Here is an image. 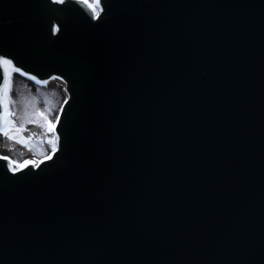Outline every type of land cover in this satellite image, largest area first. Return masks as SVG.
<instances>
[{
  "label": "water",
  "instance_id": "1",
  "mask_svg": "<svg viewBox=\"0 0 264 264\" xmlns=\"http://www.w3.org/2000/svg\"><path fill=\"white\" fill-rule=\"evenodd\" d=\"M120 1L111 0V17L108 24L99 21L97 26L98 30L111 28L108 35L101 40L93 34L73 40L66 32L71 28L72 21L63 12L64 4L52 0H0V51L13 52L25 60L24 62L30 63L37 72L48 65H56L57 71L59 67H66L75 75L78 85H81V82L84 85L102 82L105 73L109 74L108 70L113 66L110 52L119 48L117 55L123 60L128 56V49L134 46L132 43L123 46L126 41L120 40L122 36L119 31L124 30L128 24L125 22L122 25L118 23L119 18L116 20L118 8L115 4L120 5ZM205 1L209 7H204L197 13H208L217 22L222 21V24L226 18L232 16L231 33L240 41L241 52H238L230 41L227 43L226 54L219 56L224 59L223 69L229 77L244 80L252 70L251 65L247 64L249 42L253 55L260 56L261 48L257 38L262 33L256 35V32L261 26L259 23L264 0H217L214 3ZM195 7L196 4L192 6L190 0H172V3L170 0H163L162 10L158 12L161 18L155 17L154 21H163L166 29H172V32L167 33L159 29L160 37L174 41L173 29L181 30L182 24L172 27V21L196 19ZM239 12L243 13L245 20L241 25H236L237 19L241 18ZM84 18L87 23L91 22L87 14ZM54 25L60 26V32L53 31ZM130 26L135 29L136 22L131 20ZM245 27H251V32ZM85 32L83 35H86ZM113 39L117 40L115 45L110 43ZM135 39V36L128 35L126 40L130 42ZM135 49L139 54L138 44ZM138 58L140 62H147V59L143 60L139 55ZM125 91L128 92L126 89ZM180 122L184 120L165 126L170 143L177 134ZM146 127L150 138L158 135L157 132L153 133V124H147ZM130 132L134 133V130ZM152 146L149 143L145 151L152 149ZM117 152H120L119 148ZM163 175V172L158 173L155 185L164 184ZM83 185L88 187L86 183ZM79 193L75 204L60 205L56 202L47 211L44 207H39V210L31 215L22 214L17 206L0 199V264H137L131 261L134 251L127 242L131 225L118 220L92 221L90 214H83L82 206H91L89 202L84 201L87 193ZM60 198H68L66 189L61 191ZM11 208H14L16 215L10 219L3 217L2 213ZM89 213L92 214L91 211ZM110 236L121 239V243L116 240L121 244L118 250L112 246L114 239H110Z\"/></svg>",
  "mask_w": 264,
  "mask_h": 264
},
{
  "label": "snow or ice",
  "instance_id": "2",
  "mask_svg": "<svg viewBox=\"0 0 264 264\" xmlns=\"http://www.w3.org/2000/svg\"><path fill=\"white\" fill-rule=\"evenodd\" d=\"M56 3L64 4L66 0H55ZM78 2L82 5H86L90 11L93 19H99L101 15V11H103V5L100 3V0H93V2H89V0H78ZM53 31L59 32L60 26L54 25ZM9 66H11L15 71H20L23 73L24 76H31L33 80H36L37 77L32 75L29 72L23 70V68H18L15 65L14 59L9 55L5 54L3 51H0V67L3 68L5 72V76L3 79V83L0 84V132H2L6 137H10L13 140L19 139L21 143H27V139L22 136L23 132V124L17 126L16 120L13 118L15 113L10 110V104L14 103L15 101L11 98V85L12 81L10 79V73L8 72ZM63 79V77H60ZM41 84L47 83L46 80H40ZM67 103V101H65ZM63 109H61V112ZM27 115V110H26ZM32 115H39L44 117V127L48 130L49 133L52 135L49 137V143L51 144L52 153L55 154L58 150V142L60 141V136L57 133V124L60 121V116L56 117V120L53 121L49 119L45 113L41 110H37L36 113ZM27 120L25 121V123ZM33 123H39V120H32ZM4 160L10 161L8 163L7 168L12 173H18L22 169L26 168L28 165L35 166L37 168L40 167V163L37 160H25L22 163L16 160H12L11 157H0ZM52 157L50 155H45L44 159L49 160Z\"/></svg>",
  "mask_w": 264,
  "mask_h": 264
},
{
  "label": "rangeland",
  "instance_id": "3",
  "mask_svg": "<svg viewBox=\"0 0 264 264\" xmlns=\"http://www.w3.org/2000/svg\"><path fill=\"white\" fill-rule=\"evenodd\" d=\"M20 81V83H19ZM24 85L27 86L24 92L18 93V96H20L21 98H25V99H30L32 100V97H35L31 91H35V89L31 86V83L25 79L22 78H18V76L16 74H14V78H13V90H12V96L14 94L15 88L18 87L19 85ZM55 86H50V87H54L52 89H60L61 86L58 84H54ZM59 94L56 93L54 90H47L45 92H41V97L40 100H42L43 102V107H44V112L45 115L49 118L54 106H58V103L60 101V97ZM38 98V97H37ZM39 99V98H38ZM63 99V97H62ZM27 110V116H29V118L31 119H35V120H39L41 122V120L44 121V118L42 116L39 115H32L33 113H36L37 110H41L40 108V102H36V103H29V104H25L24 107V111ZM52 151L51 148V144L47 141H40L38 143L35 142V144H33L32 147V151L30 152L29 156L24 157L22 155H20V153L18 151L11 153L12 157L14 158V160L18 161V162H23L25 160H38L42 157H44L46 154L49 155Z\"/></svg>",
  "mask_w": 264,
  "mask_h": 264
}]
</instances>
